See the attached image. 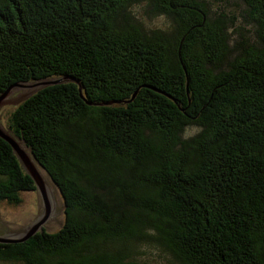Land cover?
<instances>
[{
  "label": "trees",
  "instance_id": "obj_1",
  "mask_svg": "<svg viewBox=\"0 0 264 264\" xmlns=\"http://www.w3.org/2000/svg\"><path fill=\"white\" fill-rule=\"evenodd\" d=\"M217 1L0 0V94L67 79L3 115L64 222L0 259L152 264L136 258L148 243L173 264H264V0ZM29 191L0 138V202Z\"/></svg>",
  "mask_w": 264,
  "mask_h": 264
},
{
  "label": "rangeland",
  "instance_id": "obj_2",
  "mask_svg": "<svg viewBox=\"0 0 264 264\" xmlns=\"http://www.w3.org/2000/svg\"><path fill=\"white\" fill-rule=\"evenodd\" d=\"M213 1V0H212ZM234 0H231V3L226 2H214L216 4L215 7L225 6L235 10ZM142 11V9H141ZM241 17H239L240 19ZM145 23L152 28H163L167 24V19L164 16L148 19L144 17ZM37 81L28 82L25 85L16 86L7 97L6 102L2 108L0 109V120L3 121V115L5 112L10 110V106H15L12 104L19 96L25 94L36 86L31 85ZM17 105V104H16ZM198 127L196 125H191L186 128V135L190 136L195 134L198 131ZM40 171L46 177L48 183L54 189V200L56 202L55 214L51 216V218L46 222L45 229L49 232L57 231L64 222V212H63V198L60 194L57 186L52 182L48 173L39 166ZM22 202L19 205H10L5 201L0 202V234H3L10 230H17L22 228L31 222L37 214H39L42 210V201L38 191H29L23 192L22 194ZM138 252L136 254V258L140 261L150 262L152 264H173L175 262L174 258L170 256L167 252L160 250L157 246L150 245L148 243H141L137 248ZM0 264H7L2 263ZM9 264V263H8Z\"/></svg>",
  "mask_w": 264,
  "mask_h": 264
},
{
  "label": "water",
  "instance_id": "obj_3",
  "mask_svg": "<svg viewBox=\"0 0 264 264\" xmlns=\"http://www.w3.org/2000/svg\"><path fill=\"white\" fill-rule=\"evenodd\" d=\"M67 79H47L43 81H37L31 85L36 86L31 91L19 96L12 104H19L38 92L40 89L53 85L66 82ZM28 82H17L12 84L0 94V109L4 104H7L6 99L10 95L11 91L20 85H25ZM88 103V102H87ZM90 104V103H89ZM0 138L5 140L12 148L14 155L16 156L19 164L24 169L26 174L33 180L36 190L39 192L42 201V210L36 217L17 230H10L3 234H0V243L12 244L23 243L38 232H43L46 222L55 214L56 202L54 200V189L48 183L46 177L40 171L38 163L32 154V149L28 147L25 140L18 138L4 127L0 120ZM45 170V168H43ZM46 171V170H45ZM47 172V171H46ZM53 182V181H52ZM54 183V182H53Z\"/></svg>",
  "mask_w": 264,
  "mask_h": 264
},
{
  "label": "flooded vegetation",
  "instance_id": "obj_4",
  "mask_svg": "<svg viewBox=\"0 0 264 264\" xmlns=\"http://www.w3.org/2000/svg\"><path fill=\"white\" fill-rule=\"evenodd\" d=\"M9 261H11V260H6V259H3V258L0 259V262H2V263H7V264L9 263V264H11V262H9Z\"/></svg>",
  "mask_w": 264,
  "mask_h": 264
}]
</instances>
